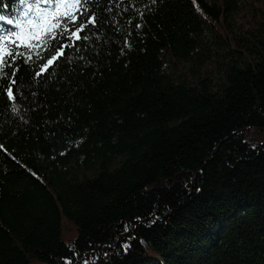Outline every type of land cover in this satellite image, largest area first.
<instances>
[{"label":"trees","instance_id":"obj_1","mask_svg":"<svg viewBox=\"0 0 264 264\" xmlns=\"http://www.w3.org/2000/svg\"><path fill=\"white\" fill-rule=\"evenodd\" d=\"M234 2L90 0L102 23L51 75L35 53L16 62V99L0 91V264H264V28L241 51L220 36L216 84H172L158 60L205 51L206 21L218 32ZM0 16L15 30L21 0Z\"/></svg>","mask_w":264,"mask_h":264},{"label":"snow or ice","instance_id":"obj_2","mask_svg":"<svg viewBox=\"0 0 264 264\" xmlns=\"http://www.w3.org/2000/svg\"><path fill=\"white\" fill-rule=\"evenodd\" d=\"M89 2L90 0H21L25 19L15 23L12 19L6 21L15 30L0 27V91L9 99H16L13 89L19 82V68L13 69V66L18 60L30 63L35 53L44 61L35 73L36 77L51 75L61 58L66 57L65 49L77 48V42L88 40V35L82 36L81 33L94 30L102 23L95 12L89 14ZM3 20L5 17L0 16V21ZM40 50L50 55L46 58ZM5 69L13 71L9 73Z\"/></svg>","mask_w":264,"mask_h":264},{"label":"rangeland","instance_id":"obj_3","mask_svg":"<svg viewBox=\"0 0 264 264\" xmlns=\"http://www.w3.org/2000/svg\"><path fill=\"white\" fill-rule=\"evenodd\" d=\"M203 1H206L211 6L216 5L218 8V4L220 5L225 0ZM234 1V12L229 16L223 14L219 18V23H217L218 32L215 28L212 29L210 23L206 21V26L203 27L201 32L204 43H206V47L203 49L205 51H201L202 53H191L180 57L172 54L167 48L161 49L158 55L161 73L172 81V84L185 83L192 85L199 79H207L213 84L218 83L223 74L222 69L225 68L223 57H219V54L222 53L221 51L225 49L220 36L228 37L229 40H232V38L237 39V43L232 46L235 51H241L240 48H243L245 45L244 41L257 33L256 30L259 28H264V0ZM201 26H203V23H201ZM118 164L119 160L115 161L113 167H116ZM76 176L80 180L91 177V173L80 171Z\"/></svg>","mask_w":264,"mask_h":264},{"label":"built area","instance_id":"obj_4","mask_svg":"<svg viewBox=\"0 0 264 264\" xmlns=\"http://www.w3.org/2000/svg\"><path fill=\"white\" fill-rule=\"evenodd\" d=\"M30 18V17H29ZM25 31H27V25H25Z\"/></svg>","mask_w":264,"mask_h":264}]
</instances>
